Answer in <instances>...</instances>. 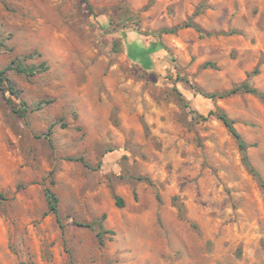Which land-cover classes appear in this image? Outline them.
Returning <instances> with one entry per match:
<instances>
[{
    "label": "rangeland",
    "instance_id": "1",
    "mask_svg": "<svg viewBox=\"0 0 264 264\" xmlns=\"http://www.w3.org/2000/svg\"><path fill=\"white\" fill-rule=\"evenodd\" d=\"M17 65L0 264H264V0H0Z\"/></svg>",
    "mask_w": 264,
    "mask_h": 264
},
{
    "label": "trees",
    "instance_id": "2",
    "mask_svg": "<svg viewBox=\"0 0 264 264\" xmlns=\"http://www.w3.org/2000/svg\"><path fill=\"white\" fill-rule=\"evenodd\" d=\"M194 27L198 29L197 26H194ZM10 69H14L18 73H22L25 75H34V74L41 73V72L45 71L44 66L35 67V68H23L20 65H17L14 68H13V66H9L5 70L0 71V89H4L6 91H9L11 96H14L17 99L19 96H18V93L16 92V90L14 88V85L5 76L6 72ZM240 90L258 95L260 98L264 99V95L259 94V92H257V90H255V89L251 88L248 83H245V84L241 85L240 87L236 88L235 90L231 91L230 94H233V93L240 91ZM199 93L201 95L205 96L206 98H210V99H213L216 97L215 94L206 95L202 91ZM8 102L10 103L11 100H8ZM21 106L22 107L18 108V110H16L15 113H19V114L23 115L27 111V108L25 107V105H21ZM209 115L215 116L226 127L228 132L234 137V139L237 141L238 147L242 153L243 163L249 168V170L252 173H254L253 169L250 167L248 157H247L248 146L243 142L240 135L235 130L233 121L224 112H216V113L210 112ZM79 161H82V160L80 159ZM45 196H46L47 207H48L47 213H51V214L55 215L57 220L59 221L58 199H57L56 195L50 189H45ZM116 206L122 207V202L119 198H116ZM76 225L81 226V227H86V228H92L90 224H78L77 223ZM60 227L62 228V226H60ZM102 234H103L102 231H100L97 234V237L99 239V243L101 245L103 244Z\"/></svg>",
    "mask_w": 264,
    "mask_h": 264
},
{
    "label": "crops",
    "instance_id": "3",
    "mask_svg": "<svg viewBox=\"0 0 264 264\" xmlns=\"http://www.w3.org/2000/svg\"><path fill=\"white\" fill-rule=\"evenodd\" d=\"M141 63H142V64H143V63H147V64L151 65V60H150V59H149V60L147 59V62H146V60H145L144 62H141Z\"/></svg>",
    "mask_w": 264,
    "mask_h": 264
}]
</instances>
